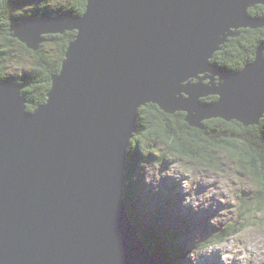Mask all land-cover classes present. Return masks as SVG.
<instances>
[{"label":"water","instance_id":"1","mask_svg":"<svg viewBox=\"0 0 264 264\" xmlns=\"http://www.w3.org/2000/svg\"><path fill=\"white\" fill-rule=\"evenodd\" d=\"M257 5L264 0H88L82 16L12 26L34 51L45 33L77 34L34 110L25 84L0 77V264H165L124 198L140 108L185 112L198 129L210 117L258 124L264 48L235 72L211 61L239 27L264 28L249 13Z\"/></svg>","mask_w":264,"mask_h":264},{"label":"rangeland","instance_id":"2","mask_svg":"<svg viewBox=\"0 0 264 264\" xmlns=\"http://www.w3.org/2000/svg\"><path fill=\"white\" fill-rule=\"evenodd\" d=\"M65 1L67 0H52L51 4ZM26 4H23L24 8L27 7ZM82 14L76 15L82 16ZM33 17L35 16H29L23 22ZM63 34H44L55 36L49 37L48 41L45 39L41 43L42 45L46 41L48 42V46H45L44 50L48 51L53 59L56 57V47L61 43L59 42L60 35ZM238 38L240 39L239 35L233 37L235 40ZM24 45L26 46V44ZM19 46L20 44H17V48L19 51L21 50L20 54L13 52V57L9 61H5L4 64V68L12 74H17V77L23 70L30 71L35 67V58L32 56V52H38L41 49L34 51L26 46L30 51L29 53L27 49H21ZM261 47L264 48V46ZM36 68H40V66L36 65ZM204 98L202 101L209 103V101L203 100ZM154 127L156 130L153 131L162 134L160 137H164V134L168 135L164 127L155 125ZM142 137L137 140L139 146L147 142V136L143 135ZM153 138L156 140L155 144L146 143L148 148L145 150L143 148L144 156H150L145 157V161H137L140 157L139 153L135 152L138 145H132V141L130 143L136 155L133 153L130 156L133 162L130 167L133 186L130 188L128 186V190L130 189V192H134V194L140 190L139 200L140 202L142 200L141 203H145V206L140 204L141 209L146 214L143 216L144 225L147 226L145 231H155L162 239L169 240L173 237L171 233L173 228L169 225L174 224L172 218L179 221L183 228L187 229L193 226L194 228L186 230L181 235L180 243L186 250V255L180 256V259L183 258L182 263L184 264H264V208L260 210L258 201L253 198L260 194L261 184L251 175L255 168L251 163L252 167L248 164V159H244L245 162H243L241 157L239 161L236 154V162H233L227 149H219L213 146L209 148L211 155L204 158L196 156L192 159L190 155L181 153L178 147L171 151L169 147L172 143L171 139L159 138L156 135ZM187 141L192 143L191 139L187 138ZM138 150L140 149L138 148ZM152 151L153 153L150 154ZM202 161L206 165H203ZM239 162H242L241 166L244 168L239 166ZM161 200L167 203L162 204L160 203ZM128 203L132 204L131 201ZM199 208L205 211V215L201 216L204 211L199 214ZM186 212L196 215V220L192 221L188 218L186 222H180L182 217L187 214ZM164 216L172 217H169L170 219L167 217V225L163 219ZM209 223L212 225L211 228H208ZM201 224L202 228L200 227ZM168 225L172 228L170 231ZM231 226L235 227L227 231L228 235L225 236L223 242L210 243L211 246L206 248L196 245L198 237L204 240L209 239L208 236L222 232L224 227ZM173 227H175L173 231H176L174 233L179 236L182 229L175 225ZM145 239L151 241L147 235Z\"/></svg>","mask_w":264,"mask_h":264},{"label":"trees","instance_id":"3","mask_svg":"<svg viewBox=\"0 0 264 264\" xmlns=\"http://www.w3.org/2000/svg\"><path fill=\"white\" fill-rule=\"evenodd\" d=\"M51 1L52 0H36L34 4H31L33 0H0V77L20 81L25 84L23 94L33 102L28 105L29 110H34L38 104L47 100V93L52 85V76L60 71L68 44L74 39L77 32L68 31L60 35L61 38H59V42L61 43L56 47L57 52H55L56 57L54 59L50 57L48 51L46 52L44 50V47L48 46L47 41L50 39L49 37L55 36L43 35L42 37L47 41L41 45L42 47H40L41 49H39V51L37 50L38 52H32V56L35 58V67L30 71L23 70L17 77V74H12L4 68L5 61H9V59L13 57V52L20 54L21 50L19 51L17 44H20L19 48L27 49L29 53L30 51L17 38L11 36L13 33L12 26L22 23L23 20L29 16H41L44 14L58 16L64 13L75 15L82 14L85 11L88 0H67L65 2H57L56 4H51ZM23 4H26L27 7L24 8ZM249 11L252 16H261V14L264 13V6H255L250 8ZM240 32V39L238 38L235 40L230 38L228 42L222 46L221 50L215 52L212 58V62L222 67L225 71L234 72L241 70L246 63L254 60L257 48L264 46V28H242ZM7 56L8 58H6ZM36 65H39L40 68H36ZM217 98V96H208L203 100L214 102ZM185 117V112L169 114L156 104L142 106L138 116V129L131 140L133 143L132 145H138L137 151L135 152H138L140 157H138L137 161H145V157H150L144 156L143 148L144 150L148 148L146 143L155 144L156 140L153 138L155 135L159 138L165 139L166 137L171 139L170 141L172 143L169 146L171 151L176 150L178 147L181 153L190 155L192 159L196 156L204 158L211 155L209 148H212V146L219 149H227V152L231 154L233 162H236L235 157L238 156L237 159H239V161L242 157L243 162H245L244 159H248L249 163H247H251L253 168H255L251 175L259 181L261 188L259 190L260 194H257L256 197L253 198L258 201L259 209H263L264 116L258 124L251 126H245L243 123L235 120L228 122L221 118H209L202 122L203 128L201 129L189 126L185 121ZM154 125L157 127H164L168 135L163 133L164 137H160L162 134L153 131L156 130ZM143 135L147 136V142L139 146L137 140L143 138ZM187 138L189 140L191 139L192 143H189ZM138 148L140 150H138ZM135 152L132 146H129L124 196L126 203L130 205H127L128 211L130 212L129 216L131 219L134 218V216L138 219L137 228L139 230L138 232L141 233L140 237L145 239L147 235L151 238L152 242L148 239H145V241L153 254L162 257L165 264H168L172 259L173 264H184L182 263L183 258L180 259V256H183L186 250L181 246L180 240L182 238L181 235H183V232H186V229L180 233L177 231V233H179V236H177V234L174 233L175 230L173 231L172 229L175 227L169 224L172 227L168 225L170 227L169 231L172 229L171 233L173 235L169 240L162 239L155 231H145L143 216L146 214H144L140 206V204H142V200L140 202L138 196L140 190L136 191L135 194L134 192H130V189L128 190V186L129 188L133 186L132 171L130 170L133 162L130 156ZM152 153L153 151L150 154ZM241 163L239 162V166L244 168V166H241ZM202 164L206 165L204 161H202ZM251 164L250 166L252 167ZM129 201H131L132 204H129ZM169 217L172 218L171 216ZM180 221L183 223L184 219ZM161 222H163V220H161ZM234 227L235 226L224 227L222 232L208 236L209 239H200L203 241H199L197 245H200V247H207L210 243L223 242L225 236L228 235L227 231ZM140 230H142L143 234Z\"/></svg>","mask_w":264,"mask_h":264},{"label":"bare ground","instance_id":"4","mask_svg":"<svg viewBox=\"0 0 264 264\" xmlns=\"http://www.w3.org/2000/svg\"><path fill=\"white\" fill-rule=\"evenodd\" d=\"M262 6H264V5H262ZM249 13H250V11H249ZM250 15H251V14H250ZM254 17H256V16H254ZM261 18H264V13L261 14ZM242 28H245V27H241V28L239 27V35L241 34L240 29H242ZM66 32H67V31H66ZM66 32H65V33H66ZM64 58H65V57H64ZM211 61H212V59H211ZM212 63H214V62H212ZM214 64H215V63H214ZM216 65H217V64H216ZM217 66H218V65H217ZM237 71H238V70H237ZM234 72H235V71H234ZM185 83H186V82H185ZM182 84H183V83H182ZM48 92H49V91H48ZM215 100H216V99H215ZM151 104H152V103H151ZM210 118H212V117H210ZM206 119H209V118H205V120H206ZM202 122H203V121H202ZM130 143H131V142H130ZM240 173H241V172H240ZM210 202H211V201H210ZM160 203H162V204H166L167 202L161 200ZM126 205H127V204H126ZM142 205L145 206V203H142ZM147 206H148V205H147ZM171 206H172V205H171ZM127 208H128V206H127ZM205 210H206V209H205ZM206 211H208V210H206ZM198 212H199V214H201V211H198ZM128 215H130V212H129V211H128ZM167 217L169 218V216H166V217L164 216V218H163V219L165 220L166 225L168 224V219H167ZM158 218H159V217H158ZM132 219H133L132 222H133V221L135 222V223L133 222V224H134L136 227H138V222H139V221H138V219L136 218V216H134V218H132ZM169 219H170V218H169ZM163 224H164V223H163ZM134 225H133V226H134ZM143 226H144L145 229H147V226H145L144 224H143ZM173 229H174V228H173ZM143 230H144V229H143ZM140 232H142V231L140 230ZM140 234H141V233H140ZM138 236H139V234H138ZM185 255H186V254H185ZM164 258H165V257H164Z\"/></svg>","mask_w":264,"mask_h":264},{"label":"flooded vegetation","instance_id":"5","mask_svg":"<svg viewBox=\"0 0 264 264\" xmlns=\"http://www.w3.org/2000/svg\"><path fill=\"white\" fill-rule=\"evenodd\" d=\"M165 123H166V122H165ZM165 123H164V124H165Z\"/></svg>","mask_w":264,"mask_h":264}]
</instances>
